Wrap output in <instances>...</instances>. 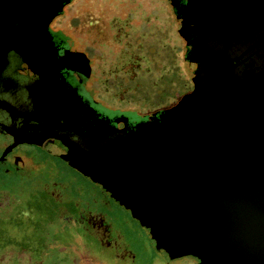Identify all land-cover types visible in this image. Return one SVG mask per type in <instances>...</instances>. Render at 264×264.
Returning a JSON list of instances; mask_svg holds the SVG:
<instances>
[{"label": "water", "instance_id": "1", "mask_svg": "<svg viewBox=\"0 0 264 264\" xmlns=\"http://www.w3.org/2000/svg\"><path fill=\"white\" fill-rule=\"evenodd\" d=\"M57 1L0 0V129H30L37 110L46 134L85 175L120 176L124 189L113 198L149 230L168 263L264 264L263 51L251 57L240 35L226 33L223 56L209 50L212 62L175 105L130 131L100 118L76 131L86 125L81 106L46 75L31 81L37 20Z\"/></svg>", "mask_w": 264, "mask_h": 264}, {"label": "rangeland", "instance_id": "2", "mask_svg": "<svg viewBox=\"0 0 264 264\" xmlns=\"http://www.w3.org/2000/svg\"><path fill=\"white\" fill-rule=\"evenodd\" d=\"M126 2L78 0L77 4L111 17L124 10L122 5H127ZM144 2L142 27L137 23L136 29L129 32L122 25L110 28L107 21L105 29L88 31L87 20L82 25L84 30H80L76 3L67 7L54 24L56 29L84 41L69 39L74 48L84 50L93 60L98 74L95 85H99L95 96L103 102L96 105L100 113L110 117L119 113L104 103L117 108L136 107L126 112L131 123L145 120L142 112L174 104L192 90L193 69L171 11L164 0ZM9 142L10 137L0 130V156ZM35 145H20L14 150L27 156L30 174L13 176L14 162L9 163L8 172L0 174V189L9 185L14 199V193H19L25 204L31 207L37 204L38 210L30 222L21 221L18 213L11 221L3 216L0 253L6 262L72 264V259L77 258V264H176L167 262L150 232L129 209L113 200L112 194H121L124 189L125 181L120 176L109 172L85 175L70 162L68 151L52 141H38ZM20 165L27 168L26 163ZM100 181L104 186H100ZM42 187L51 195L50 199L38 192ZM103 214L108 220L107 229L99 226L103 234L97 238L92 233L95 230L92 223ZM50 230L54 233H48Z\"/></svg>", "mask_w": 264, "mask_h": 264}, {"label": "flooded vegetation", "instance_id": "3", "mask_svg": "<svg viewBox=\"0 0 264 264\" xmlns=\"http://www.w3.org/2000/svg\"><path fill=\"white\" fill-rule=\"evenodd\" d=\"M62 1V4L58 5L56 9H51L46 16L40 17L37 20L40 35L34 42L32 48L34 49V53L40 57H38L39 60L36 66L37 69H35L33 72L34 74L31 77V81H37L41 78L42 74L46 75L51 81L56 83L61 88L62 94L67 97V101L72 103V105L77 103L79 107L81 106V113H79V116L85 117L84 119L86 125H74L73 128L76 131H86L89 128V122L95 125L98 123V118H100L102 121H107V123L114 126L118 132L133 130L136 123H131L130 120L125 122L124 116H128L126 112L132 111L136 107L117 108L113 107V105H109L108 103H104L107 107L114 111L117 110L119 113L115 117H110L100 113L96 105L103 102L95 96L99 85H95V82L98 83V74L97 70L93 66V60L88 58L89 54L87 52L74 48L73 43L69 41V39L72 38V40L76 41L79 39L81 42V38L77 37L76 39L71 33H64L56 29L54 24L55 20L59 16L66 13L67 7L76 3L77 9L80 10L79 17L81 19L78 22L79 24L77 23L79 26H81L80 30H84L82 25L85 23V20H87L86 24L89 26L86 25L88 27L85 26V29L88 31H93L97 28L105 29V22L107 21V25L110 28L117 29L122 25L123 27L125 26L126 31L129 32L130 29H136L137 23H140L142 27L145 16L144 0H127V5H122L124 10L117 14H112L111 17L100 14L93 8L85 6L82 7L78 5V0ZM139 1L140 3H138ZM164 1L165 6L171 11V14L173 15V18L177 24V31L182 34V37L185 41L187 53L186 56L193 69V76L191 80L192 90L195 87V81L199 80L200 77V75L196 77L197 72L200 71L202 73L204 71L205 65H209L212 62L209 57L213 54L209 50H218L219 56H223L222 53L226 49V33L228 34L232 32L240 35L242 31L249 32V39L244 42L246 46L245 48L248 50L250 49L248 53L251 55V57H253L254 52H256L258 48H260L264 53V0ZM130 3H133V5ZM140 30L139 33H141ZM241 46L243 47L242 43ZM204 50H208L209 52L205 54ZM189 53L192 54L191 56L195 61H192L191 58H189ZM177 102L169 106L159 107L158 109L151 112L144 111L140 113L143 116L148 117L162 111L163 109H167L175 105ZM33 112H35V118H33L34 121L32 120L31 122L30 129L25 128V126H20L16 129H12L13 131L11 130V132L2 130L3 134L10 137V142L6 148L15 142H17V145L5 156L3 161L1 160L3 153L1 154L0 174L3 172H8L11 169V165L9 164L11 162H14L13 176L22 177L31 173V162L27 160V156L24 157L22 154L16 153L14 151L20 145L36 146V141L45 139L52 141L54 144L59 146L61 150L68 151L66 146L62 145L61 143L58 144L56 142L57 140L50 139L45 130L49 128V126L46 125V128H44L43 125H40L38 121V111L33 110ZM21 163H26L27 168L23 169L20 165ZM44 188H40L38 192L45 195L46 198H50L51 195ZM38 192L37 194L39 195ZM4 198L5 189L1 188V215L7 214L6 216L10 217L9 214L11 211H15V213L18 211L19 216L22 217V221H33L30 216L33 213H36L35 208H29L26 211L24 209L20 211L14 210V206H12L11 203L4 202ZM113 200L115 201L114 198ZM53 201L56 202L55 200ZM116 202L119 203L117 200ZM127 211L130 212V210ZM104 217L99 215V219L92 223L93 228L95 229L92 230V233L96 235L97 238L103 234V229H107L105 223L108 220ZM2 220L3 219L1 218L0 221ZM99 226H103L104 228L98 229ZM54 239L56 238L54 237ZM52 243L54 244L55 241ZM10 256H13L12 253ZM72 260V264L78 263L77 258Z\"/></svg>", "mask_w": 264, "mask_h": 264}, {"label": "trees", "instance_id": "4", "mask_svg": "<svg viewBox=\"0 0 264 264\" xmlns=\"http://www.w3.org/2000/svg\"><path fill=\"white\" fill-rule=\"evenodd\" d=\"M166 83H170V81H168V82H166ZM171 83H172V80H171ZM181 85L183 86V84H181ZM6 186H8V187L5 188V198H4V202H6V203H11V205L14 206V207H13L14 210H19V211H20V210H23V209H24V210L26 211V210H28L29 208H35V207H37V204H35L34 207H31L32 205H31V206H28V204H25L24 201H23V198H22L21 194H19V193H18V195L14 193V196H15V199H14V198L12 197L13 194H12L11 191H10V190H12V189L10 188L9 185H6ZM8 188H9L10 190H9ZM49 199H50V198H49ZM35 209H36V211H38L37 208H35ZM11 212H12V213H11ZM11 212H10V214L8 213L9 216H10L9 219H8L9 221H11L12 219H14V217H12L11 215H13V214L15 213V211H11ZM17 213H18V211H17ZM15 214H16V213H15ZM15 214H14L13 216H15ZM6 215H7V214H6ZM6 215H1V214H0V219H1V218L4 219L3 216H6ZM103 215H104V214H103ZM18 216H19V213H18ZM29 216H30V214H29ZM104 216H105V215H104ZM104 216H103V217H104ZM7 217H8V216H7ZM21 218H22V217H21ZM30 218H32V215L30 216ZM104 218H106V217H104ZM32 219H33V218H32ZM106 219H107V218H106ZM20 220H21V219H20ZM137 220H138V219H137ZM21 221H22V220H21ZM0 222H1V221H0ZM25 222H30V221H27V220H26ZM144 228H145V227H144ZM48 233H54V232L50 230V232H48ZM50 235H51V234H50ZM26 240H27V239H26ZM26 240H25V242H26ZM53 240H54V237H53V239L51 240V242H52ZM0 257H1V259H2V260H0V264H9V262H6V257H5V256H2L1 253H0ZM84 258H86V257L84 256Z\"/></svg>", "mask_w": 264, "mask_h": 264}, {"label": "snow or ice", "instance_id": "5", "mask_svg": "<svg viewBox=\"0 0 264 264\" xmlns=\"http://www.w3.org/2000/svg\"><path fill=\"white\" fill-rule=\"evenodd\" d=\"M249 36H250V33L249 32L242 31L240 33V37H239L241 43L243 44L244 41H247L249 39ZM238 54L241 55V56H243V55H246L248 53L246 52V49L245 48H241V50H240V52Z\"/></svg>", "mask_w": 264, "mask_h": 264}]
</instances>
